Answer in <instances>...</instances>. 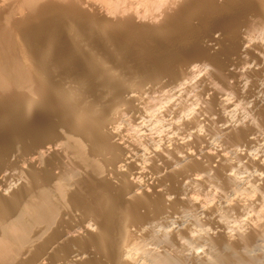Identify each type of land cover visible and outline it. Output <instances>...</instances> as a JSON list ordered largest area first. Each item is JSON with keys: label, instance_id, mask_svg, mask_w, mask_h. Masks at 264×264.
Masks as SVG:
<instances>
[{"label": "bare ground", "instance_id": "obj_1", "mask_svg": "<svg viewBox=\"0 0 264 264\" xmlns=\"http://www.w3.org/2000/svg\"><path fill=\"white\" fill-rule=\"evenodd\" d=\"M129 1L0 0V264H264V0Z\"/></svg>", "mask_w": 264, "mask_h": 264}, {"label": "rangeland", "instance_id": "obj_2", "mask_svg": "<svg viewBox=\"0 0 264 264\" xmlns=\"http://www.w3.org/2000/svg\"><path fill=\"white\" fill-rule=\"evenodd\" d=\"M136 1L137 0H132V3H134L135 5H133L134 7H133V11H136L137 9L139 10H137L135 13L138 15V16H140L141 15V13H143L142 15H143V17H142V15L140 16V18L142 17L143 19H146L145 17H147V16H149V14H150V12H151V8H152V6L150 5L149 6V4L150 3H148V0H143L142 2H141V0L140 1H137V3H136ZM128 2H130L131 3V1H129L128 0ZM139 2V3H138ZM143 2H145V3H143ZM162 4V3H161ZM124 4H122L121 5V7H120V9H123V7H125V6H123ZM123 6V7H122ZM127 6V5H126ZM159 6H161V5H157L156 6V8L155 9H159L160 7ZM149 7V8H148ZM158 7V8H157ZM134 8H136V10H134ZM148 9V10H147ZM142 12H141V11ZM138 12V13H137ZM147 13H149L148 15H147ZM145 16V17H144ZM144 73L145 74H148L149 73V66L148 65H146L145 66V68H144ZM164 89H162L161 91L159 90H155L156 91V93H154L155 94V98L152 100V102H151V106H150V108L153 106L154 107V105H155V107L154 108H152L150 111H149V113H147V115H146V118H145V115L143 116L144 118H142L141 119V122L139 121L137 124L136 123H130V124H128V125H126V127L125 128H128L126 131H125V134L128 136V134H129V136H131V137H134L133 139L135 140V141H137V139H139V141H141V145L143 146V147H145L146 148V146H147V148L149 147V146H154V143H155V146H160L162 143L164 144V143H166L167 145H170V142H169V137L170 136H172L171 134H172V129H171V127H169V122H170V119H172V114L170 113V112H166L167 111V109H168V107H169V105H170V103L171 102H169V99H165V95H164V93H165V90L163 91ZM163 91V93H161ZM163 94V95H162ZM159 96V97H158ZM159 102H158V101ZM163 100V101H162ZM186 101V102H185ZM190 101H193V100H188V99H184V101H183V104H184V106H190L191 105V103H190ZM155 102V103H154ZM169 102V103H168ZM167 104H169V105H167ZM187 104V105H186ZM195 104V103H194ZM159 105V106H158ZM164 106V107H163ZM196 107L195 105H191V107ZM159 111V112H158ZM166 113V114H165ZM160 114V115H159ZM162 114V115H161ZM166 117H165V116ZM157 118V119H156ZM160 118V119H159ZM163 118H165V120H166V122H165V120L163 119ZM170 118V119H169ZM168 119V120H167ZM155 120H157V121H155ZM150 121V122H149ZM168 122V123H167ZM144 123V124H143ZM136 125V126H135ZM139 125V126H138ZM131 126V127H130ZM143 126V127H142ZM132 129H134L133 131H132ZM167 129V130H166ZM170 129V130H169ZM130 132H129V131ZM136 130V131H135ZM138 131V132H137ZM142 131V132H141ZM134 132L136 133V134H134ZM150 132V133H149ZM170 132V133H169ZM151 134V135H150ZM169 134V135H168ZM149 135V136H148ZM168 136V137H167ZM145 137V138H144ZM147 139V140H146ZM143 140V141H142ZM138 141V142H139ZM149 141V142H148ZM156 141V142H155ZM159 141V142H158ZM151 142V143H150ZM148 144V145H146V144ZM153 143V144H152ZM159 143V144H158ZM150 144V145H149ZM152 144V145H151ZM212 200V197L211 198H209V200H208V202H207V204H212L213 203V200ZM234 218H231L230 219V221H228V222H232L231 224L232 225H230V223H229V225L231 226V227H233V226H235V219L233 220ZM199 246V245H198ZM196 248H197V246H196ZM199 248H200V250H199ZM201 249L202 250H207L205 247H198V249H195V250H197L198 251V253H203L204 251H201Z\"/></svg>", "mask_w": 264, "mask_h": 264}]
</instances>
